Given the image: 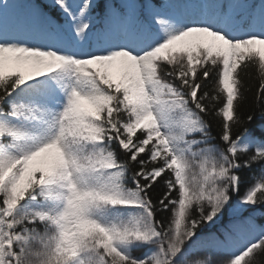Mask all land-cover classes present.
Listing matches in <instances>:
<instances>
[{"label":"snow or ice","instance_id":"1","mask_svg":"<svg viewBox=\"0 0 264 264\" xmlns=\"http://www.w3.org/2000/svg\"><path fill=\"white\" fill-rule=\"evenodd\" d=\"M0 264H264V0H0Z\"/></svg>","mask_w":264,"mask_h":264},{"label":"trees","instance_id":"2","mask_svg":"<svg viewBox=\"0 0 264 264\" xmlns=\"http://www.w3.org/2000/svg\"><path fill=\"white\" fill-rule=\"evenodd\" d=\"M20 2H26V0H20ZM259 74L255 71L252 72L250 77H246V85L250 89L246 95H247V102L242 106L241 111L243 112L244 115H247L249 112L253 111V109H256L257 115H259V108L256 103V92L259 87V79H258ZM223 101V97H221V103ZM218 120L213 121V126L215 127L216 124L218 123Z\"/></svg>","mask_w":264,"mask_h":264}]
</instances>
